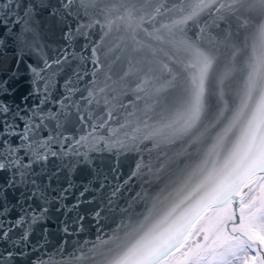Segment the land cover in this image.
I'll use <instances>...</instances> for the list:
<instances>
[{
  "label": "snow or ice",
  "instance_id": "6c2138e0",
  "mask_svg": "<svg viewBox=\"0 0 264 264\" xmlns=\"http://www.w3.org/2000/svg\"><path fill=\"white\" fill-rule=\"evenodd\" d=\"M0 264H264V0H0Z\"/></svg>",
  "mask_w": 264,
  "mask_h": 264
},
{
  "label": "water",
  "instance_id": "95a60500",
  "mask_svg": "<svg viewBox=\"0 0 264 264\" xmlns=\"http://www.w3.org/2000/svg\"><path fill=\"white\" fill-rule=\"evenodd\" d=\"M21 87H22V89H23V88H26L27 86L22 84V86H21Z\"/></svg>",
  "mask_w": 264,
  "mask_h": 264
}]
</instances>
